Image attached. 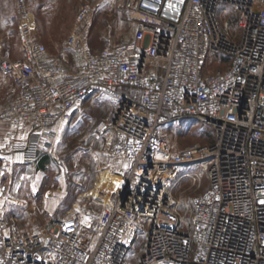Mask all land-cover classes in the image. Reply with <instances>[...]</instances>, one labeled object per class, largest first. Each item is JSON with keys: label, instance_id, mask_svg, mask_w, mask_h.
<instances>
[{"label": "built area", "instance_id": "obj_1", "mask_svg": "<svg viewBox=\"0 0 264 264\" xmlns=\"http://www.w3.org/2000/svg\"><path fill=\"white\" fill-rule=\"evenodd\" d=\"M124 8L132 40L84 48L74 71L48 53L26 14L17 30L22 57L0 48V73L15 91L0 125L31 127L23 142L4 137L11 166L51 153L90 98L133 91L98 128L112 135L123 177L94 229L73 213L44 233L20 232L7 213L21 181L4 183L0 264H129L140 224L147 235L139 264H264V0H127ZM92 11L84 1L75 22ZM77 43L72 36L63 47ZM187 121L207 126L212 142L170 156L162 130ZM193 168L207 171L208 189L167 206V173Z\"/></svg>", "mask_w": 264, "mask_h": 264}, {"label": "rangeland", "instance_id": "obj_2", "mask_svg": "<svg viewBox=\"0 0 264 264\" xmlns=\"http://www.w3.org/2000/svg\"><path fill=\"white\" fill-rule=\"evenodd\" d=\"M84 1L0 0V48L10 52L13 58L22 57L17 30L25 14L26 24L50 55L61 58L68 71H74L82 63L84 48L97 53L106 44L120 45L132 40L134 27L124 8L127 0H91V15L78 24L75 17ZM72 36L78 37L77 45L64 48L63 43ZM223 68L210 67V70ZM132 93L129 89L100 93L84 103L65 127L54 150L47 154L49 160L44 168L10 172L7 164H0V171L3 169L0 185L10 182L13 187L21 180L18 193H13L18 204L12 208L19 223L15 225L18 229L24 228L21 232L44 233L73 213L81 219L84 230L94 229L104 204L113 195L111 184L121 180L120 173L114 169L112 135L98 128L112 116L121 94ZM162 137L170 156L190 146L204 148L212 142L210 129L194 121L167 126L162 130ZM107 176L111 182L99 185L102 177ZM208 187L206 170H171L162 187L165 204L189 203ZM179 211L188 220L185 207L180 205ZM137 229L129 264H139L145 249L146 226L140 224Z\"/></svg>", "mask_w": 264, "mask_h": 264}, {"label": "crops", "instance_id": "obj_3", "mask_svg": "<svg viewBox=\"0 0 264 264\" xmlns=\"http://www.w3.org/2000/svg\"><path fill=\"white\" fill-rule=\"evenodd\" d=\"M14 95H15V91H14V88H13V85H12V81L8 77H5V76H3L0 73V111H3L5 109H7L12 104ZM30 131H31V127H29V126H22L20 128H17V127H13L11 125H0V164H2V165L7 164L6 165V166H8L7 170H10V172H12L13 170H19V169L30 168V167H35V169H37V168L41 169V167H45V165H46V164L41 165L42 158L40 156L38 161L35 162L32 165H28V166H11L10 163H9L8 157L5 156L1 152V148L3 146L4 137L7 134H13L17 138V140L19 142H23L24 140H26L28 138V135H29ZM0 172L3 173V169H1ZM122 177H123V175L120 174L121 180H122ZM120 178H119V180H120ZM121 180L118 183L111 184V186L113 187V194L120 187ZM17 181H21V180L18 179ZM109 182H111V181L109 180L108 176L107 177H102V180L100 181L99 185H102L104 183L108 184ZM17 200L18 199L13 197V194H11L10 199H9V203H8L7 216L11 220V225H14L18 229V227L15 225L16 222H17V225L19 224L18 223V218L15 216V214H12L13 213L12 212V208H15L14 206H15L16 202L18 204ZM0 205H1V203H0ZM18 230L21 232V230H24V228L23 229L19 228ZM26 232L27 231H23L22 233H26Z\"/></svg>", "mask_w": 264, "mask_h": 264}, {"label": "trees", "instance_id": "obj_4", "mask_svg": "<svg viewBox=\"0 0 264 264\" xmlns=\"http://www.w3.org/2000/svg\"><path fill=\"white\" fill-rule=\"evenodd\" d=\"M73 116H74V115H73ZM71 121H72V120H71ZM66 129H67V127H66ZM211 138H212V136H211ZM41 158H42L41 165L47 164V162H48V160H49L48 155H42ZM42 168H44V167H41V169H42Z\"/></svg>", "mask_w": 264, "mask_h": 264}]
</instances>
